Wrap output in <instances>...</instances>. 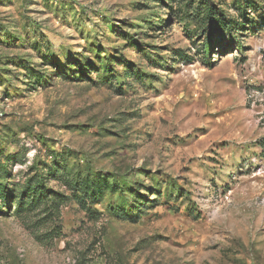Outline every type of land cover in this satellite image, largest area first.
Returning <instances> with one entry per match:
<instances>
[{"label": "rangeland", "instance_id": "obj_1", "mask_svg": "<svg viewBox=\"0 0 264 264\" xmlns=\"http://www.w3.org/2000/svg\"><path fill=\"white\" fill-rule=\"evenodd\" d=\"M0 264H264V0H0Z\"/></svg>", "mask_w": 264, "mask_h": 264}]
</instances>
